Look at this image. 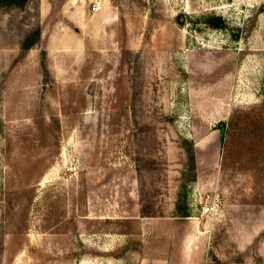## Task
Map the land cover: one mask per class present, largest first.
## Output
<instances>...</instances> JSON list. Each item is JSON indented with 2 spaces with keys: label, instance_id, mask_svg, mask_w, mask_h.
Wrapping results in <instances>:
<instances>
[{
  "label": "rangeland",
  "instance_id": "1",
  "mask_svg": "<svg viewBox=\"0 0 264 264\" xmlns=\"http://www.w3.org/2000/svg\"><path fill=\"white\" fill-rule=\"evenodd\" d=\"M93 2L0 0V264H264V0Z\"/></svg>",
  "mask_w": 264,
  "mask_h": 264
},
{
  "label": "trees",
  "instance_id": "2",
  "mask_svg": "<svg viewBox=\"0 0 264 264\" xmlns=\"http://www.w3.org/2000/svg\"><path fill=\"white\" fill-rule=\"evenodd\" d=\"M5 1V0H3ZM9 4H14L17 6H23L26 0H6ZM214 26L216 27H223L224 24L222 20H215L213 22ZM39 31H37L35 34L28 36L22 43V49L23 50H29L31 49L39 40ZM191 157L192 160L194 161V151H191ZM187 216V215H186Z\"/></svg>",
  "mask_w": 264,
  "mask_h": 264
},
{
  "label": "built area",
  "instance_id": "3",
  "mask_svg": "<svg viewBox=\"0 0 264 264\" xmlns=\"http://www.w3.org/2000/svg\"><path fill=\"white\" fill-rule=\"evenodd\" d=\"M94 9L95 10H100L101 8H102V0H94ZM67 171L69 172V173H71V175H75V174H77V171H78V167L76 166V165H72V166H69L68 168H67ZM207 198L208 199H210L211 197H209V196H207ZM217 200H215V202H216ZM215 205H217V203L215 204ZM203 208V212L204 213H207L210 209H212L211 207L210 208H208L207 206L206 207H202Z\"/></svg>",
  "mask_w": 264,
  "mask_h": 264
},
{
  "label": "crops",
  "instance_id": "4",
  "mask_svg": "<svg viewBox=\"0 0 264 264\" xmlns=\"http://www.w3.org/2000/svg\"><path fill=\"white\" fill-rule=\"evenodd\" d=\"M246 62V61H245Z\"/></svg>",
  "mask_w": 264,
  "mask_h": 264
}]
</instances>
